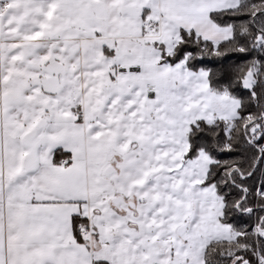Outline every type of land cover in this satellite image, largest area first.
<instances>
[{
	"label": "snow or ice",
	"instance_id": "6c2138e0",
	"mask_svg": "<svg viewBox=\"0 0 264 264\" xmlns=\"http://www.w3.org/2000/svg\"><path fill=\"white\" fill-rule=\"evenodd\" d=\"M0 264H264V0H0Z\"/></svg>",
	"mask_w": 264,
	"mask_h": 264
}]
</instances>
